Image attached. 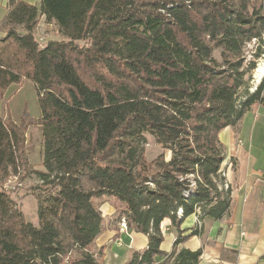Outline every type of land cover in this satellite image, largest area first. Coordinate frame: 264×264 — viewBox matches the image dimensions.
<instances>
[{
  "label": "trees",
  "instance_id": "16d2710c",
  "mask_svg": "<svg viewBox=\"0 0 264 264\" xmlns=\"http://www.w3.org/2000/svg\"><path fill=\"white\" fill-rule=\"evenodd\" d=\"M5 1L0 95L35 86L44 169L30 167L23 137L0 119V264H105L95 247L103 198L148 238L123 264H199L202 249L179 246L233 208L220 133L264 106V80L251 91L256 62L244 55L263 37L264 0ZM42 18L61 40L39 43ZM149 136L169 159L148 161ZM22 173L37 181L38 225L1 185ZM165 219L178 236L171 252Z\"/></svg>",
  "mask_w": 264,
  "mask_h": 264
},
{
  "label": "crops",
  "instance_id": "0c3cea01",
  "mask_svg": "<svg viewBox=\"0 0 264 264\" xmlns=\"http://www.w3.org/2000/svg\"><path fill=\"white\" fill-rule=\"evenodd\" d=\"M262 116L264 106L257 105L246 113L238 128L227 127L220 133L226 155L222 170L232 189L233 208L221 221L206 220L201 235L189 237L179 246L202 249L199 264H264V123L259 121ZM105 207L107 214L116 213L112 201L103 198L100 209L104 219ZM197 221V215L185 220L181 229L188 231L183 236L191 233ZM118 226L119 223L112 226L113 230L106 226L96 240L99 248H105V264H123L134 251L148 245L145 235L121 232ZM161 229L165 236L161 248L171 252L178 237L171 220L165 219ZM124 239L128 240L126 249Z\"/></svg>",
  "mask_w": 264,
  "mask_h": 264
},
{
  "label": "rangeland",
  "instance_id": "374dc122",
  "mask_svg": "<svg viewBox=\"0 0 264 264\" xmlns=\"http://www.w3.org/2000/svg\"><path fill=\"white\" fill-rule=\"evenodd\" d=\"M28 3L40 7L41 0H25ZM5 0H0V17L5 12ZM3 18L0 19V21ZM0 36L3 33L0 32ZM36 37L41 45L47 44L50 40H61L62 37L58 34L55 25L49 24L44 18L41 19L40 24L36 29ZM256 54H260L256 57ZM245 63L256 62V68L253 70L251 86L254 91L256 87L264 80V74L260 78H255V72L259 65L264 63V34L261 40H252L249 42L244 50ZM215 56L220 59V51L215 52ZM244 63V64H245ZM247 66V65H245ZM264 95V94H263ZM255 107V106H254ZM0 119L5 121L9 126L15 128L24 139L21 153L29 162L31 168L44 169L43 155H44V141L42 137V127L40 126L41 109L39 106L38 95L35 86L28 80H23L19 84L11 85L0 95ZM259 121L264 123V117H259ZM166 154V158H170V153L164 151L160 146L155 144L154 139L149 136L148 144L146 145V157L148 161L154 160L160 154ZM24 171V169L22 170ZM0 172V176H3ZM37 181L33 177H26L23 173L21 175H10L2 180V188L9 191L11 197L21 206L26 219L33 223L38 222L37 208L38 203L33 196ZM7 188V189H6ZM105 207V224L108 229L119 223V230L123 232L121 223L117 220V211L115 214H107ZM176 232V230H175ZM124 247L127 248L128 240H123ZM96 249H104L102 260L104 261L105 248H99L95 243ZM105 263V262H104Z\"/></svg>",
  "mask_w": 264,
  "mask_h": 264
},
{
  "label": "bare ground",
  "instance_id": "6f19581e",
  "mask_svg": "<svg viewBox=\"0 0 264 264\" xmlns=\"http://www.w3.org/2000/svg\"><path fill=\"white\" fill-rule=\"evenodd\" d=\"M264 74V63L260 64L255 72V78H260Z\"/></svg>",
  "mask_w": 264,
  "mask_h": 264
},
{
  "label": "built area",
  "instance_id": "2783aa9c",
  "mask_svg": "<svg viewBox=\"0 0 264 264\" xmlns=\"http://www.w3.org/2000/svg\"><path fill=\"white\" fill-rule=\"evenodd\" d=\"M6 189H7V188H6ZM121 226H122L123 230H124L125 232H127V224H126L125 219H123V220L121 221ZM120 242H121V240H120Z\"/></svg>",
  "mask_w": 264,
  "mask_h": 264
}]
</instances>
